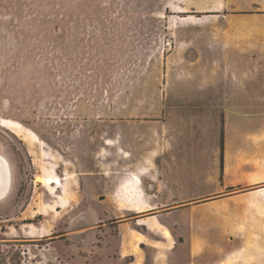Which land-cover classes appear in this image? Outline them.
<instances>
[{"label":"rangeland","instance_id":"374dc122","mask_svg":"<svg viewBox=\"0 0 264 264\" xmlns=\"http://www.w3.org/2000/svg\"><path fill=\"white\" fill-rule=\"evenodd\" d=\"M223 6L0 0V119L41 142L0 125L10 167L0 264H112L99 248L117 235L112 205L134 210L117 197L98 218L101 188L154 163L181 166L176 194L196 218L170 219L173 250L133 222L146 242L159 241L156 253L140 250V264H264V19ZM49 172L64 194L49 193ZM145 209L134 212L153 215Z\"/></svg>","mask_w":264,"mask_h":264},{"label":"crops","instance_id":"0c3cea01","mask_svg":"<svg viewBox=\"0 0 264 264\" xmlns=\"http://www.w3.org/2000/svg\"><path fill=\"white\" fill-rule=\"evenodd\" d=\"M224 6L223 10L226 11H258V14H254L258 20L264 19V0H223ZM248 1V3H245ZM226 14H214L212 16H220ZM238 15V14H235ZM249 17H253L252 14H248ZM124 166L127 163H123ZM154 167V168H153ZM157 171V174H154V171ZM128 177H134V175H140L141 184L140 190L143 195L144 203L149 206V209L153 216H155L165 227L169 229L171 226V218H180L187 217L190 220H195L196 215L193 211V206H190V199L182 198L181 196H177V192L181 187L182 177L180 175L181 166L178 164H165L158 166L154 163L153 166H149L148 168H129L127 170ZM140 171H143L145 174H140ZM146 171V172H145ZM148 172V173H147ZM101 174V173H100ZM127 177L120 178L116 185L113 187L112 191L109 193L107 190L105 191V187H102V195L104 199L101 200L102 205L100 209H98L97 217L105 216V209L108 208V203L117 204V191L124 180ZM117 192V193H116ZM100 196V195H98ZM90 199V198H88ZM166 203H178L180 205L172 206L170 208H162ZM114 208L112 210V217L117 220V235H108L102 241L105 246L99 247L102 251L108 252L112 254L113 263L112 264H135L136 263V254L133 253L131 245H129L128 239L125 236L128 235L129 231L132 229V224L140 219L136 212L120 209L117 205H112ZM111 207V208H112ZM134 220V221H133ZM137 225V224H136ZM138 226V225H137ZM169 226V227H168ZM144 227V226H139ZM145 228V227H144ZM147 233H155L149 231L145 228ZM170 231V229H169ZM171 232V231H170ZM172 234V233H171ZM173 236V235H172ZM161 237H163L161 235ZM175 241V238L173 236ZM88 238H84V242L82 243L84 247H86ZM157 243L159 241H144L141 244V251L146 248L150 249L153 252H157L156 247L153 243ZM146 243V244H145ZM111 244V245H110ZM115 244V245H114ZM98 248V249H99ZM110 248V249H109ZM170 250L175 249V246L172 245ZM132 251V252H131ZM115 253L116 256H113Z\"/></svg>","mask_w":264,"mask_h":264},{"label":"bare ground","instance_id":"6f19581e","mask_svg":"<svg viewBox=\"0 0 264 264\" xmlns=\"http://www.w3.org/2000/svg\"><path fill=\"white\" fill-rule=\"evenodd\" d=\"M186 19H187V17L186 18H180V20H186ZM0 125L7 128L8 130H10L16 136L21 137L30 146H34V145L40 146L41 145V142H40L38 136L32 130L24 127L19 122L9 120V119H0ZM107 143L111 145L113 142L111 143L110 140L109 141L107 140ZM122 152L124 153V158H127L130 156L129 153L124 152V151H122ZM3 164L7 165L8 168H10L8 161H6L4 159V157H0V197H3L2 188L7 186V188H6L7 192L6 193H8L9 186H10V176L3 171V168H2ZM8 176H9V178H8ZM7 178H8V180H7ZM43 181H44V183H46L45 187L47 188V190L49 191V193L51 195L55 196L57 189L59 187L62 189L63 194L66 192V185L63 184V185L59 186V180H58V178L54 172H49L45 176V179L43 178ZM140 182H141L140 175H138V174L134 175V177L129 178V179L127 178L126 180H124L122 182L120 188H119V191H117L118 193L116 192L118 195L119 202H122L123 204L129 205V207L131 209H133L134 211H136L138 213L145 211L146 210L145 208H147V206L142 201ZM52 184H55V187H53ZM38 213L39 212L37 210L34 212V214L32 216H36V214H38ZM137 225L138 226H144L145 228H147L151 232L161 234L163 236V238L169 242L168 248H172V245L174 244V239H173L171 232L164 225H162L155 216L150 215V216H147L145 218L139 219L137 221ZM125 238L128 239L129 245H131L133 253H135L137 256H139L141 244L146 239L145 235L138 230L131 229L129 231L128 235L125 236ZM135 264H140V262L137 261Z\"/></svg>","mask_w":264,"mask_h":264},{"label":"water","instance_id":"95a60500","mask_svg":"<svg viewBox=\"0 0 264 264\" xmlns=\"http://www.w3.org/2000/svg\"><path fill=\"white\" fill-rule=\"evenodd\" d=\"M3 171L5 172V173H7L8 175H9V168H8V166L7 165H5V164H3ZM8 178H9V176H8ZM8 178H7V180H8ZM6 188H7V186H5L4 188H2V192H3V196L6 194V192H7V190H6ZM254 188H258V186H256V187H254ZM27 224V223H26Z\"/></svg>","mask_w":264,"mask_h":264},{"label":"trees","instance_id":"16d2710c","mask_svg":"<svg viewBox=\"0 0 264 264\" xmlns=\"http://www.w3.org/2000/svg\"><path fill=\"white\" fill-rule=\"evenodd\" d=\"M222 167H223V146L220 147V168L222 169Z\"/></svg>","mask_w":264,"mask_h":264},{"label":"built area","instance_id":"2783aa9c","mask_svg":"<svg viewBox=\"0 0 264 264\" xmlns=\"http://www.w3.org/2000/svg\"><path fill=\"white\" fill-rule=\"evenodd\" d=\"M166 45H167V46H170V43H169V42H167V43H166Z\"/></svg>","mask_w":264,"mask_h":264}]
</instances>
